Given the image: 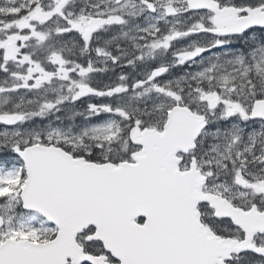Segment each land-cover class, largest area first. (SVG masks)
Returning a JSON list of instances; mask_svg holds the SVG:
<instances>
[{
	"label": "snow or ice",
	"instance_id": "6c2138e0",
	"mask_svg": "<svg viewBox=\"0 0 264 264\" xmlns=\"http://www.w3.org/2000/svg\"><path fill=\"white\" fill-rule=\"evenodd\" d=\"M0 264H264V0H0Z\"/></svg>",
	"mask_w": 264,
	"mask_h": 264
}]
</instances>
